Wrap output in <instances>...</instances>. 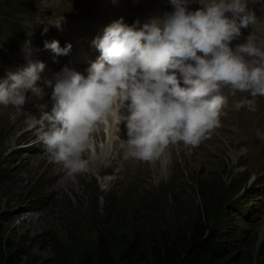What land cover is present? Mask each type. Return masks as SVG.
Masks as SVG:
<instances>
[{"label": "rangeland", "instance_id": "374dc122", "mask_svg": "<svg viewBox=\"0 0 264 264\" xmlns=\"http://www.w3.org/2000/svg\"><path fill=\"white\" fill-rule=\"evenodd\" d=\"M74 2L0 0V79L29 62L25 50L51 52L44 42L61 36L66 27L60 21L59 28L39 27L52 17L72 20L81 6L88 7ZM68 43L70 54L76 55L68 54L69 60L85 58L78 42L70 38ZM49 57L32 61L64 58L52 52ZM67 67L85 73L88 66ZM50 69L42 77L53 79L62 68ZM39 83L43 95L27 94L22 109L30 105L31 110L14 131L12 111L19 109L0 106V264H94L100 240L118 253L123 240L136 234L185 238L204 223L206 235L213 229L220 245L208 264H264L263 132L256 130L254 139L248 138L247 129L234 120L225 136L216 128L199 145H170L171 153L148 162L154 170L148 179L103 171L117 154L114 145L130 159L125 123L111 133V121L105 120L97 124L84 153L88 171L69 176L64 169L55 176L63 165L53 161L31 126L32 117L52 105V88ZM260 98L245 94L247 100ZM228 116L222 110L220 117ZM259 120L264 124V116ZM240 129L245 137L236 145L238 139L229 133Z\"/></svg>", "mask_w": 264, "mask_h": 264}, {"label": "clouds", "instance_id": "9594fccd", "mask_svg": "<svg viewBox=\"0 0 264 264\" xmlns=\"http://www.w3.org/2000/svg\"><path fill=\"white\" fill-rule=\"evenodd\" d=\"M169 2L171 12L142 24H108L92 41L100 55L85 73L65 66L48 79L45 64L29 60L0 79L5 107L21 109L28 93L41 97V81L52 88L51 109L33 116L31 126L69 176L88 171L83 154L101 121L110 120L117 133L124 122L127 154L152 162L169 145H199L220 127L225 88L264 96V34L253 30L259 18L248 7L259 0H196L195 10L188 7L193 0ZM249 26L245 41L233 46ZM44 48L60 56L72 45L52 40Z\"/></svg>", "mask_w": 264, "mask_h": 264}, {"label": "bare ground", "instance_id": "6f19581e", "mask_svg": "<svg viewBox=\"0 0 264 264\" xmlns=\"http://www.w3.org/2000/svg\"><path fill=\"white\" fill-rule=\"evenodd\" d=\"M80 5L84 4L88 7H80L81 12L79 15L75 16L72 20L69 19H58L55 17L49 18L48 22H42L43 25H40V29L46 28H53L55 27V23L60 21V24H64L66 27L61 36H54L50 38L49 42L52 40H57L60 45H66L70 38H73L74 41L78 42L79 46L84 49L82 54L84 53L85 58L80 59L79 61H74L75 54H68L74 56L72 60L67 58V55H63V59H56L54 62L45 63V69H61L67 65L71 64H78L80 65L85 64L89 66L90 63L94 62L97 57L100 55L99 51L94 47L92 41L95 37L101 36L103 33V29L110 24L111 22L121 19L125 24H132L133 21L139 20L141 24L145 22L148 18L153 16H163L165 13H169L173 10L172 5L170 4L169 0H116V3H113V0H77ZM79 5V4H78ZM200 5L193 0L188 7L191 10H195ZM248 7L254 11L256 16L259 18L258 24L253 29L257 32L258 35L264 34V0H259V2H250ZM51 12V11H50ZM53 14H62L61 12H54ZM48 15V14H47ZM51 15V14H50ZM65 16V14L63 13ZM35 17V16H34ZM48 17V16H47ZM75 19V20H74ZM39 22V21H38ZM59 28V27H58ZM252 31L251 26L248 28L241 29V37L238 40L232 42L233 46L237 43H243L246 37ZM34 41V40H33ZM36 54V55H35ZM25 56L28 57L29 60H33L34 58H44L49 57L51 52H46V50H41L38 52H28L25 50ZM86 55L88 57H86ZM50 58V57H49ZM59 58V57H58ZM74 66V65H73ZM76 67V65L74 66ZM50 69V70H51ZM76 69V68H75ZM79 72L84 73L82 70L78 69ZM51 91V90H50ZM225 94L228 96V105L224 109V112L229 114L228 117H220V127L217 129L222 133V136L227 135L228 126L234 120H238L239 126L241 128L247 129V133L249 135L248 138H253V132L259 131L260 133H264V124H261L259 117L261 118L264 116V96H260L261 98L255 102L254 100L251 101V107L248 104L237 108L236 105L241 103L247 99H245V92L235 91L234 93L229 89L225 88ZM48 106V105H46ZM30 105H27L26 108H21L19 110L13 109L14 114V123H11L12 130L14 131L18 128V124H24V118L27 116V111H30ZM126 113V109H122ZM115 130L114 126L111 123V133ZM231 137L238 139L236 145L240 144L243 140L245 135L243 134L242 130H238L237 132L229 133ZM26 135V134H25ZM113 135V134H112ZM100 136V134H99ZM98 136V137H99ZM112 137V136H111ZM181 145H183L181 143ZM117 154L114 158L110 159L109 164L103 170L104 172H113L116 171L117 175H127L131 174L134 176H139L140 178H150L152 172L154 170L149 167L148 162L141 161L130 157L128 160L122 157V148H119V145H114ZM113 148V149H114ZM264 148V147H262ZM46 150V147H45ZM170 145L168 146V150L165 151L166 155L171 153ZM104 152V151H103ZM85 159H88L86 154H83ZM111 157V156H110ZM113 157V156H112ZM40 162L48 163L44 157H39ZM89 160V159H88ZM90 161V160H89ZM156 162V161H155ZM49 164V163H48ZM52 165V162H50ZM47 166V165H46ZM90 167V165H89ZM154 167V166H153ZM91 170V169H90ZM64 171L62 166L58 167V172L55 176L60 175ZM66 177V176H65ZM146 180V179H145ZM58 183V182H57ZM63 183L62 180L57 184L61 187ZM148 184V183H147ZM56 185V187H58Z\"/></svg>", "mask_w": 264, "mask_h": 264}, {"label": "trees", "instance_id": "16d2710c", "mask_svg": "<svg viewBox=\"0 0 264 264\" xmlns=\"http://www.w3.org/2000/svg\"><path fill=\"white\" fill-rule=\"evenodd\" d=\"M206 231L204 223L185 238L177 233L150 238L136 234L123 240L118 253L108 251L100 240L94 264H208L220 245L213 229L209 235Z\"/></svg>", "mask_w": 264, "mask_h": 264}]
</instances>
